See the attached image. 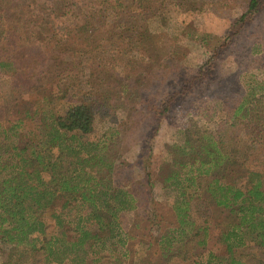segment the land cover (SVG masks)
Masks as SVG:
<instances>
[{
	"label": "rangeland",
	"instance_id": "1",
	"mask_svg": "<svg viewBox=\"0 0 264 264\" xmlns=\"http://www.w3.org/2000/svg\"><path fill=\"white\" fill-rule=\"evenodd\" d=\"M49 1L0 0V19L7 30V38L0 45V61L15 59L14 65L19 67L17 71L10 64L0 67V141L7 137L13 143L22 138L25 142L32 131L41 137L49 109L60 115L66 110V100L43 101L61 87L75 100L95 101L97 129L88 138L97 140L104 133H112V153L122 158L116 180L132 192L137 204L136 210L119 215L123 246L118 244L111 251L113 240L98 242L92 251L107 255L95 263L164 264L155 239L177 224L172 207L179 199V189L169 187L174 180H166L178 167L171 148L184 141L176 112L192 110L196 102L210 100L217 108L216 117L212 121L187 117L191 134L197 137L208 132L227 137L234 133L235 148L246 149L253 165L259 164L258 170L264 172V139L255 134L264 123V97L254 101L248 130L242 124L230 128L232 122L228 121L247 86L264 81V0H260L253 19L243 25L236 20L246 13L249 0H121L129 13L122 28L124 36L112 17L106 25L98 23L91 35L87 33L91 27L77 30L88 21L89 12L104 5L97 0H55L58 8L65 4L70 8L64 17H54L58 8L53 10ZM135 9L142 16L136 18L139 13L133 14ZM96 18L91 21L93 26H97ZM139 26L145 32H137ZM111 29L114 33L109 32ZM139 32L141 40H135ZM4 43L13 44L3 47ZM66 44L72 47L67 53ZM79 47L83 49L76 55ZM54 50L58 51L50 55ZM176 93L171 108L158 123L162 100ZM247 133L252 138L249 142ZM191 207L192 218L204 231L194 241H186L190 254L181 252L179 257L188 255L189 259L176 257L171 264H209L210 260L227 259L219 239L227 213L206 201H193ZM53 210L44 216L46 229L41 238L49 239L59 232L51 217ZM69 226L73 225L64 223V229ZM197 240L205 243L199 245ZM186 242L177 247L185 249ZM243 251L246 264H264V250ZM77 254L57 262L42 250L33 254L32 261L90 264L98 257L89 252L87 256L82 251Z\"/></svg>",
	"mask_w": 264,
	"mask_h": 264
},
{
	"label": "trees",
	"instance_id": "2",
	"mask_svg": "<svg viewBox=\"0 0 264 264\" xmlns=\"http://www.w3.org/2000/svg\"><path fill=\"white\" fill-rule=\"evenodd\" d=\"M49 2L53 5V10L58 8L55 0ZM259 2L260 0H249L246 13L236 23L241 22L243 25L245 21L252 20L259 11ZM97 3L104 5L89 12L88 21L86 19L77 30L91 27L87 30L91 35L99 24L106 25L112 17L117 30H121L120 35L124 36V20L129 18L126 16L129 13L124 3L121 0H97ZM66 6H60L54 12V17L67 15L70 8ZM132 13L139 12L135 9ZM140 16L141 13L135 15L136 18ZM93 18L97 19V26L91 24ZM1 20L0 45L7 38L6 25ZM139 29L140 32L145 30L143 26L137 27L136 31ZM109 32L114 33L112 29ZM140 32L135 40H141L143 32ZM7 44L4 43L3 47ZM9 44L12 46L13 43ZM68 45L66 44L67 50L64 47L65 53L72 49ZM82 49L79 47L76 55ZM57 51L50 52V55ZM7 64H17V60L12 61L7 57L0 61V67ZM14 69L17 71L19 67L14 65ZM69 74L75 81L77 77H73L74 70ZM72 96L61 87V90L43 97V101L52 98L66 100L67 106L61 115L49 109L50 113L44 115L48 122L42 127L44 131L41 137L38 138L32 131L25 142L22 138L23 140L13 143L7 137L0 141L2 264H33V254L42 250H47L48 255L57 262L77 256L79 251L84 256L89 252L98 256L90 261V264H96V260L107 255L101 251H92L98 242H105L106 238L113 240L109 248L111 251L116 250L118 244H124L119 215L127 210H136L137 204L132 192L116 180L122 158L120 154L112 153V133H104L97 140L88 138L97 129L95 101L88 98L75 100L77 98ZM176 97L177 93L162 100L160 112L157 113L158 123L169 111ZM262 97L264 81L247 86L243 98L233 109V114L228 116V121L232 122L230 128L235 124H242L248 130L253 122L254 101ZM216 110L210 100L204 99L196 102L192 110L175 113L184 141L171 148L173 163L178 167L166 179L174 180L169 183V187L179 189V199L172 207L177 224L171 226L168 232H161L158 239H155L164 264H171V260L179 257L181 252L190 254L188 243L204 231L202 225L197 226L196 220L192 218L193 201L212 203L227 213V224L219 239L225 246L228 257L225 260H214L215 262L210 260L209 264H246L242 260L243 256H247L243 254V250H264V172L258 170L259 164L257 167L253 165L246 149L235 148L234 133L228 135V138L208 132L196 137L191 134V128L187 124V117L193 115L212 121L217 115ZM255 134L258 139L259 136L261 140L264 139V123L260 124ZM247 138L248 142L252 139L249 133ZM55 206L60 207L53 210ZM49 210H53L51 217L59 232L44 239L41 238L46 229L44 216ZM64 223L73 226L64 229ZM185 242V249L177 247ZM197 242L199 245L205 243L204 240ZM125 252L128 253L129 249ZM179 258L186 261L189 256Z\"/></svg>",
	"mask_w": 264,
	"mask_h": 264
}]
</instances>
